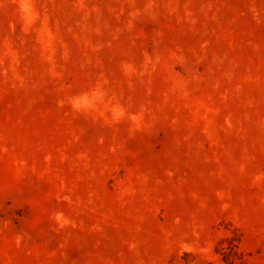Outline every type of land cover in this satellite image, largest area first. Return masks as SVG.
I'll list each match as a JSON object with an SVG mask.
<instances>
[{
    "label": "rangeland",
    "instance_id": "1",
    "mask_svg": "<svg viewBox=\"0 0 264 264\" xmlns=\"http://www.w3.org/2000/svg\"><path fill=\"white\" fill-rule=\"evenodd\" d=\"M0 264H264V0H0Z\"/></svg>",
    "mask_w": 264,
    "mask_h": 264
}]
</instances>
